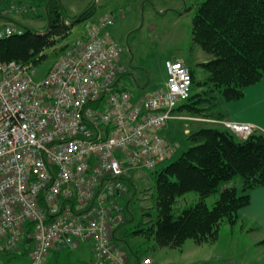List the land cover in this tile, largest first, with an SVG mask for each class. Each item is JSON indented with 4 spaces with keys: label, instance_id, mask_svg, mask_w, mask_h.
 Returning <instances> with one entry per match:
<instances>
[{
    "label": "built area",
    "instance_id": "built-area-1",
    "mask_svg": "<svg viewBox=\"0 0 264 264\" xmlns=\"http://www.w3.org/2000/svg\"><path fill=\"white\" fill-rule=\"evenodd\" d=\"M6 1L2 15L25 11ZM115 20L108 13L91 21L43 76L33 62L0 60V254L45 264L54 248L89 243L92 264H128L115 238L126 218L124 181L173 153L162 129L180 117L175 109L193 79L188 65L169 59L163 86L129 90ZM24 30L0 24V39ZM223 121L240 140L252 133V124ZM136 264L158 263L142 256Z\"/></svg>",
    "mask_w": 264,
    "mask_h": 264
},
{
    "label": "trees",
    "instance_id": "trees-1",
    "mask_svg": "<svg viewBox=\"0 0 264 264\" xmlns=\"http://www.w3.org/2000/svg\"><path fill=\"white\" fill-rule=\"evenodd\" d=\"M45 5L49 23L42 31L25 28L21 35L0 39V60L39 64L44 51L59 36L68 35L69 26L58 19L66 14L59 1ZM191 33L192 41L210 56L201 63L207 76L195 80L190 68V95L175 111L225 119L224 105L241 99L247 87L264 79V0H204L195 9ZM185 137L189 142L186 149L150 170L155 214L147 210L146 220L140 216L137 224L126 226L134 219L132 212L127 213L117 228L123 230L125 239L143 236L157 245L177 247L189 238L213 241L222 223H237L240 209L250 202L251 190L264 187V133L254 131L240 140L228 128L194 122ZM237 177L240 183L235 181ZM189 192L197 194L196 202L174 214L176 200ZM212 194L218 197L208 206L206 199ZM125 241L132 255L139 257L136 248Z\"/></svg>",
    "mask_w": 264,
    "mask_h": 264
},
{
    "label": "rangeland",
    "instance_id": "rangeland-1",
    "mask_svg": "<svg viewBox=\"0 0 264 264\" xmlns=\"http://www.w3.org/2000/svg\"><path fill=\"white\" fill-rule=\"evenodd\" d=\"M48 1L50 0H44V3L40 4L37 0H15L17 4L25 6V11L9 13L12 22L21 23L24 28L42 31L49 23L45 5ZM58 1L66 13L65 16H58V19L69 26V33L64 38L56 36L58 42L44 51L45 57L39 64L36 63L39 68L38 76H43L67 45L84 35L91 21L108 13H115L116 20L111 32L122 48L121 60L128 68V75L122 84H126L129 90L137 93L136 95L140 96L164 85L166 60L169 59L180 60L188 65L193 70L195 80H203L207 76V71L201 63L208 61L210 56L192 41L191 33L195 9L204 0ZM138 85L141 88H138ZM179 116L178 119L171 120L177 122L176 133L172 134V139L179 145L165 162L176 158L188 147L189 142L185 135L192 129L194 122L215 123L221 128H227L222 120L235 121L226 118L218 123L204 118L196 120L194 118L197 117L184 112ZM252 125V133L260 131ZM150 173V170L136 169L129 172V179L124 181L128 185V193L121 200V204L126 214H134L133 221L126 226L137 224L140 216L146 220L144 213L147 210H150L152 215L155 214L151 196L154 188ZM235 181L240 183V178L237 177ZM196 195L195 192H189L179 197L173 205V213L177 214L183 208L194 204L196 201L193 197ZM217 197L218 194L208 196V206H211ZM116 236L119 239L117 244L126 256L134 257L126 244L125 240H128L136 248L139 257L150 256L158 264H226L233 260L239 264H264V246L255 244L257 235L227 223L221 224L219 234L213 241L196 242L189 238L178 247L170 244L157 245L152 239L143 236L125 239L123 230L118 231ZM92 255L90 244L82 243L78 249L65 247L50 253L45 264H92ZM28 260L29 253L0 254V264H27Z\"/></svg>",
    "mask_w": 264,
    "mask_h": 264
},
{
    "label": "crops",
    "instance_id": "crops-1",
    "mask_svg": "<svg viewBox=\"0 0 264 264\" xmlns=\"http://www.w3.org/2000/svg\"><path fill=\"white\" fill-rule=\"evenodd\" d=\"M9 2L10 1L1 3L0 8ZM1 11L2 9H0V24L12 22L11 15H2ZM138 88H141V86ZM222 110L224 113V118L252 123L259 128L260 132L262 131L264 133V79L252 86L247 87L243 98L237 101L227 102ZM173 122L170 121L168 125L162 129L164 138L170 144L174 143L172 134L176 133L177 122ZM196 198L197 196H194L193 200ZM239 216L240 219L235 225L240 227V229L244 232L257 235L255 244L264 246V187H256L251 190L250 202L248 205L241 208L239 211ZM56 250L58 249H52L48 255ZM127 257L128 264H136V261L139 258L129 255ZM233 261L237 262L236 260Z\"/></svg>",
    "mask_w": 264,
    "mask_h": 264
}]
</instances>
